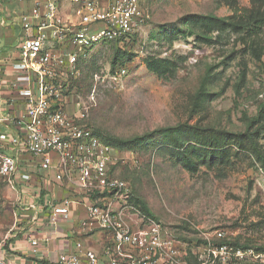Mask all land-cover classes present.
<instances>
[{
	"label": "rangeland",
	"instance_id": "374dc122",
	"mask_svg": "<svg viewBox=\"0 0 264 264\" xmlns=\"http://www.w3.org/2000/svg\"><path fill=\"white\" fill-rule=\"evenodd\" d=\"M57 5L61 16L76 8L65 0ZM141 8L121 65L111 66L113 46L89 52L71 110L86 111L87 124L104 138L151 136L142 150H119L116 171L131 186L132 216L167 228L189 250L214 230L235 248H264L255 167L264 151V0H145ZM195 14L239 27L206 40L183 34L181 19ZM167 128L179 132L182 148L154 134ZM15 197L0 179V241L17 221Z\"/></svg>",
	"mask_w": 264,
	"mask_h": 264
},
{
	"label": "built area",
	"instance_id": "2783aa9c",
	"mask_svg": "<svg viewBox=\"0 0 264 264\" xmlns=\"http://www.w3.org/2000/svg\"><path fill=\"white\" fill-rule=\"evenodd\" d=\"M59 1L15 0L26 10L0 1V29L18 30L14 46L0 49V111L9 107L0 114V179L18 213L0 241V264H14L6 257L19 238L46 264H264V253L233 247L222 230L189 250L167 228L132 216L131 186L116 171L121 152L94 134L86 111L71 110L70 86L94 48L133 41L145 0H65L76 8L64 16ZM255 167L264 201V168ZM60 237L64 247L51 249Z\"/></svg>",
	"mask_w": 264,
	"mask_h": 264
},
{
	"label": "trees",
	"instance_id": "16d2710c",
	"mask_svg": "<svg viewBox=\"0 0 264 264\" xmlns=\"http://www.w3.org/2000/svg\"><path fill=\"white\" fill-rule=\"evenodd\" d=\"M181 27L183 28V34L188 32V35H196L198 38H202L203 40L207 39V36L213 32H225L228 29H236L239 27L238 23H230L225 18H218L213 15H188L184 16L181 19ZM110 46H113L114 52H113V59L111 66L114 67L115 64L121 65L119 62L122 55H126L125 51L123 49H120L116 47L114 44H110ZM129 56V54H128ZM90 60V59H89ZM87 61L81 62L80 64V70L82 67L86 66ZM118 62V63H117ZM161 63V61H160ZM82 79L77 77L76 80H73L70 86V90L73 92V94L78 95L82 94ZM90 91V86L89 90ZM262 111H264V105H262ZM94 134L105 144L111 146L112 148H115L117 150H130V151H136V150H142L146 148L148 142L151 140V136L145 135V136H137L130 139H117V138H107L99 136L97 131L93 130ZM175 129L167 128V129H160L154 132V134H162L164 137V140L166 141V144H168L171 147L175 148H182L183 147V141L181 138V135H179V132H177ZM175 133V137L168 138V134ZM211 147H218L220 144L215 145L214 142H211L209 144ZM219 148V147H218ZM257 164H259L261 167L264 168V151H260V153L256 155ZM141 203V202H140ZM138 204L139 207L142 209V212L148 216L152 217V214L148 211L146 206L143 204ZM178 237V236H177ZM232 245V244H231ZM232 246L238 247L236 243H234ZM241 249H247L248 247H242L239 246ZM255 251L264 253V248H257L254 249ZM244 264H252V263H244Z\"/></svg>",
	"mask_w": 264,
	"mask_h": 264
},
{
	"label": "crops",
	"instance_id": "0c3cea01",
	"mask_svg": "<svg viewBox=\"0 0 264 264\" xmlns=\"http://www.w3.org/2000/svg\"><path fill=\"white\" fill-rule=\"evenodd\" d=\"M7 4L9 9H15V10H26L30 5L27 3L21 4L20 8H13V4L15 3V0H0ZM55 1V0H54ZM68 2V1H67ZM69 3V2H68ZM17 29L7 26L5 29H0V49L8 50L10 47L14 46L15 40H16V33ZM0 72V77H1ZM11 75L9 73L5 74V77H10ZM5 99V98H4ZM4 102V101H3ZM16 111H19L20 107L19 105L14 107ZM9 110V107H6L3 105L2 110L0 111V114L3 115L5 112ZM0 132H7L4 129H0ZM29 214L28 212L26 215ZM61 236V235H60ZM66 243H64L59 238L58 242L52 244L51 249H62ZM7 261L12 262L14 264H46L44 262L36 261L34 257H32L28 251V247L26 243H24L20 238L15 239L11 242V245L7 252Z\"/></svg>",
	"mask_w": 264,
	"mask_h": 264
}]
</instances>
